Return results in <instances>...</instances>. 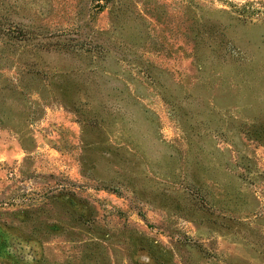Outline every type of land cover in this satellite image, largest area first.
Masks as SVG:
<instances>
[{"label": "rangeland", "instance_id": "obj_1", "mask_svg": "<svg viewBox=\"0 0 264 264\" xmlns=\"http://www.w3.org/2000/svg\"><path fill=\"white\" fill-rule=\"evenodd\" d=\"M0 264H264V0H0Z\"/></svg>", "mask_w": 264, "mask_h": 264}, {"label": "trees", "instance_id": "obj_2", "mask_svg": "<svg viewBox=\"0 0 264 264\" xmlns=\"http://www.w3.org/2000/svg\"><path fill=\"white\" fill-rule=\"evenodd\" d=\"M97 1H99V2H105V3H109L111 0H97Z\"/></svg>", "mask_w": 264, "mask_h": 264}]
</instances>
